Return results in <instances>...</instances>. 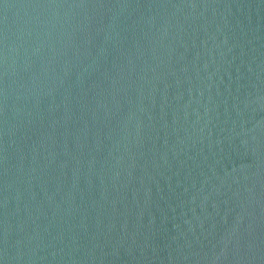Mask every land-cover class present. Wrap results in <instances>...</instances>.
<instances>
[{"label":"water","instance_id":"water-1","mask_svg":"<svg viewBox=\"0 0 264 264\" xmlns=\"http://www.w3.org/2000/svg\"><path fill=\"white\" fill-rule=\"evenodd\" d=\"M0 264H264V0H0Z\"/></svg>","mask_w":264,"mask_h":264}]
</instances>
